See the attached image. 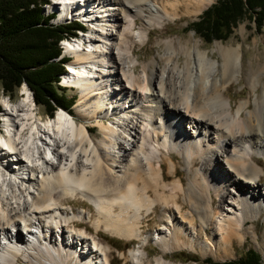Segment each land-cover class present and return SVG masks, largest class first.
Here are the masks:
<instances>
[{
	"label": "bare ground",
	"instance_id": "bare-ground-1",
	"mask_svg": "<svg viewBox=\"0 0 264 264\" xmlns=\"http://www.w3.org/2000/svg\"><path fill=\"white\" fill-rule=\"evenodd\" d=\"M55 1L46 9L58 22L90 27L60 42L73 58L62 85L79 94L74 115L48 119L25 87L19 102L0 100V264H112L101 232L135 240L133 264H175L164 254L196 248L228 260L247 238L264 250L254 225L264 210V61L242 77L241 45L155 38L159 50L135 71L150 29L165 33L215 0ZM240 77L250 94L232 103L225 92ZM149 242L162 250L153 261Z\"/></svg>",
	"mask_w": 264,
	"mask_h": 264
},
{
	"label": "trees",
	"instance_id": "trees-1",
	"mask_svg": "<svg viewBox=\"0 0 264 264\" xmlns=\"http://www.w3.org/2000/svg\"><path fill=\"white\" fill-rule=\"evenodd\" d=\"M48 0H0V90L12 94L23 83L32 91L35 103L53 117L61 108L71 111L74 98L59 91V76L65 60H58L63 39L76 36L78 23L52 24L44 15ZM248 20L260 32L264 25V0H217L193 22L191 30L204 42L226 41L233 30ZM204 264H264L252 249L235 261L205 260Z\"/></svg>",
	"mask_w": 264,
	"mask_h": 264
},
{
	"label": "rangeland",
	"instance_id": "rangeland-1",
	"mask_svg": "<svg viewBox=\"0 0 264 264\" xmlns=\"http://www.w3.org/2000/svg\"><path fill=\"white\" fill-rule=\"evenodd\" d=\"M216 2H217V0L212 2L207 8H209L211 5L215 4ZM44 8H46V7H44ZM47 13H50V11L48 9L45 10V14H47ZM201 15L198 16L197 18L183 17L181 19H177L176 21L168 22V23H166V30L164 31L165 33H162L157 28L150 29V31H148V32L146 31L148 33L147 34L148 35V42L144 45V47H141V48L136 47V49H135L136 51H135L134 56L136 57V60H138L137 61L138 64L136 65L135 71L137 73H140L142 71L143 64L154 58L155 51L159 50V48H157L153 45L154 41L156 39H163V38H169V37L170 38L176 37V38H180L182 40H185V39H188L191 36H193L196 38V40H198L202 44V48L206 49L208 51H210L211 46L216 42H220L225 46L231 45V44L233 46L241 45L242 53H243L242 77L245 76L244 71L249 69V65H250L249 62L250 61L252 62V64H251L252 67H255V65H256V61H257L256 57L257 56L261 59V61H264V25L262 27V30L260 32H257L255 30V25L253 23H251L248 20H243L233 30V34L226 41H213V42L208 44V43L204 42L199 36H197L191 30L192 26L190 24L198 21L201 18ZM57 19L58 18H56L55 22L54 21L53 22L57 23L58 22ZM138 23H140V22H137V24ZM255 41H256V43H255ZM58 46H59L60 51H61L62 43L59 42ZM64 53H65V51H64ZM210 56H213V58L215 60H219L218 55L216 53H214L213 55L210 54ZM242 77H240V81L238 83L232 84L230 86V88L227 90V92H225V94H226L225 96L227 98H229L232 103H237L239 101H243L249 97L250 91L246 87L245 82L242 79ZM58 86L60 87L59 84H58ZM24 87L28 90L29 94L32 96L34 104L37 105L35 103L32 91L24 83L19 88H17L12 94H5V93H2V91L0 90V100H2L3 98H10L12 102H15V103L19 102L21 100L20 90ZM120 87H121V85H120ZM120 87H117L118 89L115 91L116 93L121 92L122 89H120ZM59 93L65 95L68 99H71L72 97L75 99L73 104H72L71 111H68L69 113L74 115L73 105H74V103L78 97V94H79L78 91L76 89L75 90L63 89V90L59 91ZM36 107L38 108V111H39V113L43 119L52 118V117H49L48 115H46L45 109L42 106L37 105ZM1 111H2V106L0 105V112ZM57 111H59V109H57L55 111L53 117L55 116V114H57ZM77 121H81V120L77 119ZM186 126H188V125H185V130L188 129V128H186ZM89 130H90V133L93 134L94 136H99L97 127L90 128ZM179 174L181 176L183 175L182 177L184 179L185 173L183 171H179ZM262 183L263 184H262L261 188H264V178L262 179ZM65 206L68 208H71L72 211L80 210L79 212L86 211V212H90L91 214H94V209L92 208V206H90L89 204H87L85 202H70V204H67ZM78 225H79L78 226L79 228L85 227V225L80 223V222L78 223ZM254 225H255V230L258 234V240L260 242L261 238H262V234L264 233V210L260 211V216L256 219V221H254ZM88 231L92 232V228L90 227ZM99 235H100V237H102V239L104 241H106L110 246H112L113 249L118 250V252H123L126 255L124 258L119 257V255H117V253H115V250H114L113 254H112L113 258L111 260L112 264H133L130 261V259L126 253L128 252V250L131 247H133L135 245V243H136L135 240L126 241V240H123V239H120L117 237L116 238L110 237V236H108L102 232L99 233ZM132 244H133V246H132ZM233 248H234L233 258L228 259V260H222V261H220V260H218V259H216V258H214L208 254H200V252L198 251L197 248L194 250L188 249V250H181V251H170V252H167L166 254H164V256L168 261L174 262L175 264H204L205 260H210L212 262L220 263V262H225V261L238 260L239 258H241L244 255V253L248 249H252L262 257V262L264 261V250L260 246L256 247L254 242L250 238H247L246 241L242 245H238L236 242H234ZM145 251H146V254L148 256V259H150L152 261L154 260L155 257L162 255L161 248L158 245H155L151 242H149V244L145 247Z\"/></svg>",
	"mask_w": 264,
	"mask_h": 264
}]
</instances>
